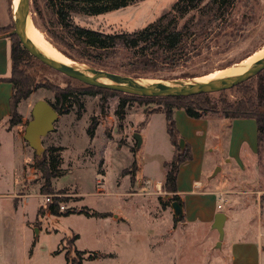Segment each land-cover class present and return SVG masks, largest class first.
<instances>
[{"label": "rangeland", "instance_id": "1", "mask_svg": "<svg viewBox=\"0 0 264 264\" xmlns=\"http://www.w3.org/2000/svg\"><path fill=\"white\" fill-rule=\"evenodd\" d=\"M176 1L128 0L118 9L110 8V4L107 11L91 14L96 6L103 5L30 0L28 19L43 35L47 46L56 48L82 69L124 76L121 73L140 67L132 52L120 47L101 55L83 50L69 30L61 26L57 7L68 11L69 21L76 26L113 34L144 29L167 13ZM236 12L237 31L226 48L204 51L173 69L164 65L144 66L147 75L152 76L137 80L180 85L217 72L233 73L236 65L264 49V0H244ZM14 28L13 24L9 32ZM92 62L102 68H95ZM20 69L31 78L28 97L16 106L21 123L15 127L4 124L11 138L0 128V264H24L23 260L34 252L37 264H42L46 259H41L40 254L55 249L60 240L57 251L62 256L58 262L64 263L67 256L65 264L77 260L74 248L86 251L81 264H228L221 261L227 250L218 243V232L211 224L185 226L184 215L175 217L171 208L177 201L162 189L163 164L175 153L161 112L162 103L125 98L120 114L119 95L99 93L34 58ZM254 87L252 81L248 88ZM57 89H69L73 96L66 101L65 112L58 115L54 130L42 138V146L44 152L48 148L56 150L47 154V161H54L61 172L51 180L52 189L63 193L41 195L43 181L33 167L36 155L23 134L33 105L40 100L52 103ZM244 90H226L221 97L234 101ZM220 93L210 94V99L218 100ZM211 115L215 114L207 116ZM236 133L238 139L256 141V128L243 125ZM135 135L140 138L139 144ZM204 156V191H221L224 199L217 212L230 217L224 225L222 240L257 238L255 222L264 224V135L257 156L243 169L220 162L221 166L217 164L214 171L212 165L221 157ZM55 197L60 199V211L87 208L110 214L106 219L83 214L45 217ZM249 207L255 214L250 215ZM248 219L255 221L249 224V230ZM75 234L79 239L74 247ZM258 239L263 242L264 251V236ZM259 241H255V247H235L234 252L244 249L251 254V260H256ZM39 246L41 250L37 249Z\"/></svg>", "mask_w": 264, "mask_h": 264}, {"label": "trees", "instance_id": "2", "mask_svg": "<svg viewBox=\"0 0 264 264\" xmlns=\"http://www.w3.org/2000/svg\"><path fill=\"white\" fill-rule=\"evenodd\" d=\"M67 0H61L64 2ZM86 5H103L96 6L91 14H101L110 8L118 9L125 6L128 0H74ZM244 0H177L170 10L162 15L159 19L148 25L142 30L132 33H113L91 30L76 26L69 21L68 11L62 7H57L56 14L59 17L61 26L68 29L73 37L82 45V49L101 55L113 51L120 47L123 50L131 51L139 68L128 70L121 73L128 78H148L144 66L156 67L164 65L170 68L186 64L191 59L201 55L204 51L212 49H224L228 46L237 31V6ZM248 1V0H245ZM13 29V23L0 33L9 32ZM11 40L10 50V77L8 82L12 85V95L10 97V115L7 120L9 127H14L21 123V115L17 112L16 106L21 99L28 97L31 87V78L26 75L22 67H27L30 56L21 46L17 36L9 37ZM75 60L73 56L68 55ZM95 68H102L97 62H92ZM156 71V70H154ZM152 71V72H154ZM152 76V75H149ZM158 75H153L157 77ZM255 81V87L248 88V85ZM89 87V86H88ZM94 88V87H91ZM248 88V89H247ZM99 93H110L119 95L122 100L119 104L122 113L125 98L137 100H146L149 102L162 103L161 112L164 114L166 122V131L170 143L175 147V153L171 160L164 162L165 176L162 183V189L165 193L171 194L172 199L176 200L180 207L183 204L177 196L176 179L179 166L191 160V150L188 144L179 147L180 135L175 128L173 119L176 110H183L185 114L192 119H199L210 113L220 114L226 119H253L257 129L258 148L264 135V70L248 81L239 84L232 89H245L241 97L234 101H228L221 97L212 101L210 94L192 96L186 98H160V97H139L109 90L94 88ZM73 96L69 89L54 91V101L48 104L56 111L58 115L65 112L66 101ZM91 135V132H88ZM177 145V147H176ZM55 148H48L41 158L36 156L33 167L39 171L42 178L40 188L41 195L62 194L55 193L52 189L51 180L61 174L55 168V162L48 163L47 154L55 152ZM54 159V158H52ZM135 165V164H134ZM59 197H55L54 202L47 207L51 216L67 217L72 214H83L86 217H106V214H100L90 211L87 208L79 210L60 211ZM182 218V217H181ZM180 221V220H179ZM76 236L73 238V242ZM77 260L73 264H81L84 252L74 251ZM65 261H68L65 256Z\"/></svg>", "mask_w": 264, "mask_h": 264}, {"label": "crops", "instance_id": "3", "mask_svg": "<svg viewBox=\"0 0 264 264\" xmlns=\"http://www.w3.org/2000/svg\"><path fill=\"white\" fill-rule=\"evenodd\" d=\"M12 11V0H0V31L8 28L12 24ZM7 33L8 32L0 33V128H3L4 133L9 136L10 132L4 125L7 123L10 115V97L12 95V85L8 82L11 65V40L9 37L5 36ZM174 118L178 134L180 135V138L183 137L184 144L189 145L192 155V160L186 161L179 166L176 179L178 190L177 196L183 203V223L185 226H192L197 223H205L206 225L211 224L212 226L214 215L220 208H222L223 201L221 199H224V197L221 191H214L212 193H206L204 191V155H219L221 157L220 161H214L212 165L214 171L216 170V166H221L220 162L229 164L233 169H243L246 166H249L257 156L258 152L257 129L255 143L251 140L249 141L248 138L238 139L236 132L243 125H248V127L254 129L256 128V123L253 119L249 118L226 119L220 114L192 119L181 110L174 112ZM16 142L20 148L24 147L19 139H16ZM158 182L159 183L157 184L159 187L161 181ZM20 206H22V204L18 205V208ZM18 208L16 210H18ZM249 208L250 215L255 214L254 209L252 207ZM89 210L100 214H106V217H101L103 219L108 218V215L110 214L97 212L92 209ZM47 215H50L48 210L45 213V217ZM245 215L247 214L245 213ZM225 217L224 225L230 219L226 214ZM110 221L112 222V220ZM254 222L255 221L248 219L246 229L249 230V224H253ZM114 223H116V221H114ZM255 231L257 233V238L242 239L238 241H234L233 239L222 240L220 244L221 246L226 247L227 252H225V258L222 257L221 261H228V264H250L256 261V264H261L262 259H264V251L261 247L263 242H260L258 238L264 236V224L261 225L259 221L255 222ZM40 233L41 229L38 230V234ZM74 236H76V239L73 242V246L75 247V242L79 239V235L75 234ZM255 241H259L256 260H251V254H249V252H244V249L239 252H234L235 247H247L249 245L255 247ZM60 244L61 240L56 244L55 249L40 254V257H42L41 259H46V262L43 260L42 264H65V261L64 263L58 262L59 257L62 256V254L57 251ZM41 248L42 247L39 246L37 249L41 250ZM75 250L76 248H74V251ZM35 255V252L30 253V255H28L29 258L23 260L24 264H37Z\"/></svg>", "mask_w": 264, "mask_h": 264}, {"label": "water", "instance_id": "4", "mask_svg": "<svg viewBox=\"0 0 264 264\" xmlns=\"http://www.w3.org/2000/svg\"><path fill=\"white\" fill-rule=\"evenodd\" d=\"M29 4L30 0H18L15 13L13 14L12 11V23L15 28L13 31L5 34V36H17L23 49L34 59L54 71L89 87L139 97L186 98L230 90L255 77L264 70V57H262L252 63L243 73L180 85H166L163 83L150 84L100 70H74L42 54L30 44L27 38ZM103 80H109L111 83H106ZM57 118L58 114L48 102L40 100L33 105L31 119L26 124L23 139L28 144V147L35 152L37 157H41L44 152L42 138L54 130V123ZM135 137L139 144V136L135 135ZM179 147L181 149L184 147V142L181 139L179 140ZM171 208L175 217H182V207L177 202H173ZM225 218V214L222 212H217L213 218L211 227L218 232V243L223 239Z\"/></svg>", "mask_w": 264, "mask_h": 264}, {"label": "bare ground", "instance_id": "5", "mask_svg": "<svg viewBox=\"0 0 264 264\" xmlns=\"http://www.w3.org/2000/svg\"><path fill=\"white\" fill-rule=\"evenodd\" d=\"M18 0H12V10L13 14L15 13V9L17 6ZM27 38L30 44L37 49L39 52L42 54L48 56L49 58L53 59L56 62L63 63L70 68L74 70H83L81 67H79L77 64L71 62L68 58H66L63 54H61L56 48L47 46L48 44L46 43L43 35L40 33L38 29H36L33 24L28 20V29H27ZM264 57V49L262 51H259L252 55L250 58L244 60L242 63L238 64L235 66L233 69V73H229V70L222 71V72H217L214 73V75L208 76V77H202L198 79L197 81H208V80H213L216 78L220 77H225V76H230V75H236L243 73L252 63H254L256 60ZM91 76V74H89ZM106 83H111L109 80H103ZM150 84H160L159 82H146ZM158 186V184H157Z\"/></svg>", "mask_w": 264, "mask_h": 264}, {"label": "built area", "instance_id": "6", "mask_svg": "<svg viewBox=\"0 0 264 264\" xmlns=\"http://www.w3.org/2000/svg\"><path fill=\"white\" fill-rule=\"evenodd\" d=\"M46 201H48V199Z\"/></svg>", "mask_w": 264, "mask_h": 264}]
</instances>
